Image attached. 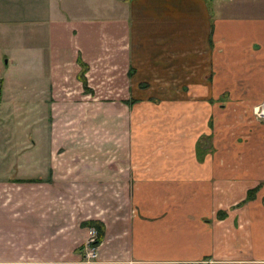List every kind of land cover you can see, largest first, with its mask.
Masks as SVG:
<instances>
[{
	"label": "crops",
	"instance_id": "crops-1",
	"mask_svg": "<svg viewBox=\"0 0 264 264\" xmlns=\"http://www.w3.org/2000/svg\"><path fill=\"white\" fill-rule=\"evenodd\" d=\"M118 1L102 18L63 0H0V112H19L26 133L0 136V264H264V0ZM141 95H184L178 112L216 100L204 104L213 148L198 153L195 137L150 152L115 116ZM53 111L62 125L64 111H98L110 134L69 152L52 126L23 129ZM169 123L161 140L177 143ZM90 223L103 234L85 262Z\"/></svg>",
	"mask_w": 264,
	"mask_h": 264
},
{
	"label": "rangeland",
	"instance_id": "rangeland-1",
	"mask_svg": "<svg viewBox=\"0 0 264 264\" xmlns=\"http://www.w3.org/2000/svg\"><path fill=\"white\" fill-rule=\"evenodd\" d=\"M63 2H65L67 6H69V12L74 13L75 15H83L87 12V10H90V12L94 10L99 11L102 18L112 16L113 7H116V5L120 6V2L118 0H63ZM102 18L100 20L101 22H108V20H102ZM101 38V48H103L102 50L105 52L107 44L109 43V38L108 36L107 38L105 36H102ZM107 58L108 57L106 55L102 56L103 60H106ZM16 74V71H10L8 73L9 79L13 80ZM86 89H83V91L88 94L89 91H87ZM186 99L187 97H185L184 95H141L138 96L137 100H130L131 106L128 110H121L120 108H117L115 116L118 119L129 117L133 120L131 135H135L136 132L141 131L142 134L140 135V137H142L143 140L147 142V144L149 145L150 152L157 150L160 152H166V150L169 151L174 146H177L176 150L184 151V144L188 143L190 138L194 139L195 137L197 141L196 150L198 151V153L199 151H210L213 148V137L211 135V131L214 132V127L212 130V120H210V111H206V109L204 108V104L208 105L209 102L213 103L216 100L214 101V99H208L209 102L206 103L203 97L197 95L198 106L201 107H198L196 112H178L173 110V106L170 103L176 101V103H179L181 105L184 104L183 101H185ZM140 100H142L141 103H139ZM262 110L264 111V109ZM11 111L13 112V110ZM56 113L60 114L61 112L53 111L52 115L46 116V120H48L47 126H25L23 127V129L26 131H36L38 135H44L46 132L48 133V128L52 126L51 133L52 135H54V146L60 144L58 142L60 140V137H66L68 141L72 140L74 142L70 146L71 148L68 149L69 152H75L80 149L85 151H92L95 149L93 147L95 144L102 146L100 135H105L108 138V134H110L109 127H102L97 125L95 120L98 119V111H64L61 118L70 120L69 123H64V125L52 122L51 118H53ZM102 113H104L106 116H110L109 110H102ZM13 114L17 115L19 114V112L14 111L11 114H9L8 110L0 112V136L6 134H22L21 136H23L26 134L25 132L21 131L22 129L20 130V128L17 127L16 124H14V122L16 121V116H14ZM256 114H258V112H256ZM258 116H262L260 118H263L264 113L263 115L258 114ZM39 118L44 119L43 117H40V115L38 116L37 120ZM172 120L174 121V123L179 122L180 133L176 137H174V135L171 134L172 132H170V136L167 137H171L174 139L180 138V140L177 143H172L169 140H163L162 142L161 139L164 133L169 131L168 129H178V127L170 128L169 121L173 123ZM23 123L24 122L22 121L21 124ZM154 131H156V134L154 133ZM205 132H207L208 134H206ZM230 138L235 140V144L237 143L236 140L238 139L236 137V134L234 135V137L231 136ZM151 141L154 142V146L153 144H151ZM216 141L217 145L220 146L219 138H216ZM76 147H79V149H76ZM60 150L61 147L57 149V151ZM151 155L152 153H149L148 161L150 162ZM37 161L38 167H43L46 165V163L44 164V160L38 159ZM198 161H202L200 157H198Z\"/></svg>",
	"mask_w": 264,
	"mask_h": 264
},
{
	"label": "built area",
	"instance_id": "built-area-1",
	"mask_svg": "<svg viewBox=\"0 0 264 264\" xmlns=\"http://www.w3.org/2000/svg\"><path fill=\"white\" fill-rule=\"evenodd\" d=\"M259 115H263L264 111L261 109L257 111ZM98 230L94 226L88 228V237L83 244V259L85 262H93L97 255Z\"/></svg>",
	"mask_w": 264,
	"mask_h": 264
},
{
	"label": "trees",
	"instance_id": "trees-1",
	"mask_svg": "<svg viewBox=\"0 0 264 264\" xmlns=\"http://www.w3.org/2000/svg\"><path fill=\"white\" fill-rule=\"evenodd\" d=\"M78 61H79L80 67H81L80 72L78 73V78L81 80L84 89H86V88L88 89L87 79H86V75H85L87 72L88 66L83 61H81V59H78ZM199 153H201V151H199ZM90 225H94L97 227V229H98L97 242L99 243L101 240L102 234H103V228L98 223H96V224L90 223Z\"/></svg>",
	"mask_w": 264,
	"mask_h": 264
}]
</instances>
